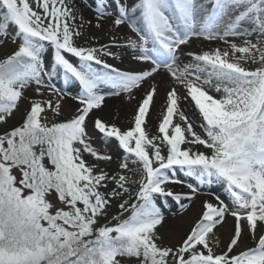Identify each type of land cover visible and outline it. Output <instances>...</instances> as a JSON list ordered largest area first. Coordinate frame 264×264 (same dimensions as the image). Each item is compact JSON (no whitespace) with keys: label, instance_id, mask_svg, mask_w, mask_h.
Instances as JSON below:
<instances>
[{"label":"snow or ice","instance_id":"obj_1","mask_svg":"<svg viewBox=\"0 0 264 264\" xmlns=\"http://www.w3.org/2000/svg\"><path fill=\"white\" fill-rule=\"evenodd\" d=\"M10 45L0 264H264V0H0Z\"/></svg>","mask_w":264,"mask_h":264},{"label":"rangeland","instance_id":"obj_2","mask_svg":"<svg viewBox=\"0 0 264 264\" xmlns=\"http://www.w3.org/2000/svg\"><path fill=\"white\" fill-rule=\"evenodd\" d=\"M90 1H91V0H90ZM93 31L95 32L96 36L99 37L101 43H105V42L108 41V37H103L100 31H96L95 29H93ZM105 33H106V32H104L103 35H104ZM10 47H11V45L9 46V49H0V55H2L4 52L9 51V50H10ZM109 62H112V61L110 60ZM116 63L119 65L118 62H116ZM122 66H123V67H133V66H131L130 64H129V66H128V64H125V63H124V65H122ZM162 99H163V98H162ZM161 102H162V101H161ZM161 102H160V103H161ZM160 103H159V104H160ZM158 106L160 107V105H157V110L159 109ZM131 112H132V108L129 110V112H127V113H125V114H121V118H122V119H126L127 116H128ZM152 123H153V130H154L155 124L157 123V121H156V119H155V113H153ZM109 151L112 152V153H114V159H116V161L118 162V160H119V150L116 149V147H115L114 144L111 145V146H109ZM111 167H112V168H115V167H116V163H113V164L111 165ZM203 191H204L205 195H207L211 190L208 189V188H205ZM216 194H222V193L220 192L219 189H217ZM201 197H205V196H201ZM201 197H200L199 199H197V201H198V202H197V203H198V206L195 208V211H194V214H193V215L186 216L185 218H184V216H183V217H180V218H183L182 221L180 222V224L182 225L181 227L177 226V224H176V225L173 224V222H175L177 219H179V218L174 217V216L172 215L173 212L178 211V208H172V209H170V210L166 209V215H168L169 219H168L167 224L165 225V227H164L163 229H161V231L165 233L166 238H169V234H171V236H172L173 238H176V239H178L179 237L183 236L184 231H185L186 228L188 227V224H189L190 220H191L192 218H194L196 212L200 209V206H201V200H202ZM114 212H115V209H113V214H114ZM186 215H188V213H187ZM178 225H179V224H178Z\"/></svg>","mask_w":264,"mask_h":264},{"label":"bare ground","instance_id":"obj_3","mask_svg":"<svg viewBox=\"0 0 264 264\" xmlns=\"http://www.w3.org/2000/svg\"><path fill=\"white\" fill-rule=\"evenodd\" d=\"M88 3L91 4V1L88 0ZM90 15V13H89ZM107 25L105 26V31L104 32H107ZM101 32V31H100ZM104 32H101L102 36L103 37H108V35L105 33L103 35ZM201 46L200 42L199 41H194L193 42V49H199V47ZM119 63V62H118ZM125 64H128L129 66V63L127 61V59L125 60ZM131 65V64H130ZM133 66V65H131ZM162 98H163V89L161 90V95L160 97L157 98V105H160L161 101H162ZM72 103V102H70ZM160 103V104H159ZM108 104H109V107L107 109H105V115H108V113H115L117 111H119L120 115L121 114H125L127 112H129V110L132 108L130 105L126 104L125 102H122L121 100L119 99H112V100H109L108 101ZM159 107V106H158ZM179 190V189H178ZM205 197H201V199H204ZM198 201L196 200L194 206L192 207L191 211L188 212V215H184V218L186 216H190V215H193L194 214V211H195V208L198 206ZM183 218H179L177 219L175 222H173L174 225L177 224V226L181 227L182 225L180 224V222L182 221ZM179 224V225H178Z\"/></svg>","mask_w":264,"mask_h":264}]
</instances>
